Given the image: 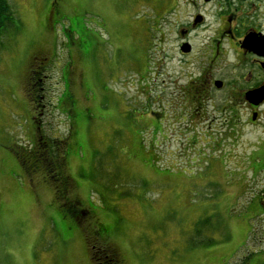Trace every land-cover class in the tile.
<instances>
[{
	"label": "rangeland",
	"instance_id": "obj_1",
	"mask_svg": "<svg viewBox=\"0 0 264 264\" xmlns=\"http://www.w3.org/2000/svg\"><path fill=\"white\" fill-rule=\"evenodd\" d=\"M213 1L9 0L17 22L0 44V264H103L106 246L122 264H264V166L246 170L245 152L264 141V109L243 132L241 170L207 173L170 131L183 69L157 68L175 57L173 34L194 5L239 16L249 7ZM263 3L245 11L262 19ZM67 203L90 213L77 223ZM97 224L113 230L108 240Z\"/></svg>",
	"mask_w": 264,
	"mask_h": 264
},
{
	"label": "flooded vegetation",
	"instance_id": "obj_2",
	"mask_svg": "<svg viewBox=\"0 0 264 264\" xmlns=\"http://www.w3.org/2000/svg\"><path fill=\"white\" fill-rule=\"evenodd\" d=\"M240 2L250 8L257 4V0ZM204 3L215 5L213 0ZM194 6L191 20L179 24L173 34L175 57L162 56L157 65L162 71L164 64L174 62L183 69L173 84L177 102L172 99L176 111L170 131L173 139L183 143L185 156L198 164L203 162L201 168L207 173L236 174L241 170L237 167L241 159L238 151L245 148L243 132L261 122L264 109V102L255 105L247 98L249 92L264 88V51H250L243 42L249 35H255L256 40L262 38L264 30L257 23L260 16L245 11L249 7L239 16L235 10L226 14L219 6ZM260 10H264V3ZM159 33L160 42H166L168 36ZM232 52L240 59L237 64L225 62ZM158 123L162 126L160 120ZM248 146L246 170L253 173L258 168L256 160H264V141H259L258 148L251 143ZM260 210L264 211L261 206Z\"/></svg>",
	"mask_w": 264,
	"mask_h": 264
},
{
	"label": "trees",
	"instance_id": "obj_3",
	"mask_svg": "<svg viewBox=\"0 0 264 264\" xmlns=\"http://www.w3.org/2000/svg\"><path fill=\"white\" fill-rule=\"evenodd\" d=\"M13 11L14 10H13L9 0H0V44L2 43L3 34L8 29L14 28L13 24H14V22H17V19L14 17ZM61 151H62V149L59 152H57V154H55V155H57L56 159L59 158ZM156 152H158V151H156ZM156 159H157V157L154 158V161ZM159 161L160 160L155 161L154 164L157 165V163ZM258 166L261 167L264 165H261L259 163ZM173 172L176 173L174 170H173ZM60 208H62L65 213L70 215V217L77 223H80L81 220L84 218L82 216H85L89 212L88 209H82L80 205L77 207L73 203H67L66 205H61ZM92 210H93V207H92ZM96 227H98V229H99V230H97V235H99L101 237V240L102 239L108 240V237H110L113 233V230L107 225L101 226V224H97ZM199 234L200 233H197V235H199ZM107 247L108 246H106L105 249L101 250V252H100V256H102L101 259L104 260V262L107 264H122L121 257L118 254H116V252L114 250H112L109 247L107 248ZM98 261L100 264H102L100 260H98ZM104 262H103V264H105Z\"/></svg>",
	"mask_w": 264,
	"mask_h": 264
},
{
	"label": "water",
	"instance_id": "obj_4",
	"mask_svg": "<svg viewBox=\"0 0 264 264\" xmlns=\"http://www.w3.org/2000/svg\"><path fill=\"white\" fill-rule=\"evenodd\" d=\"M253 37H255V35H249L248 37H246L245 41L243 42V47L255 53L259 52V49H262L264 51V36H262V38L258 40ZM247 98L255 105H259L260 103L264 102V88L249 92ZM260 206L264 210V203H261Z\"/></svg>",
	"mask_w": 264,
	"mask_h": 264
}]
</instances>
